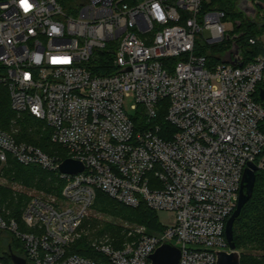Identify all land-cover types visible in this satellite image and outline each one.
<instances>
[{
	"label": "built area",
	"instance_id": "2783aa9c",
	"mask_svg": "<svg viewBox=\"0 0 264 264\" xmlns=\"http://www.w3.org/2000/svg\"><path fill=\"white\" fill-rule=\"evenodd\" d=\"M209 1L32 0L36 10L25 16L13 0H0V87L11 109L45 121L66 158L85 166L62 173L66 158L0 127V165L12 159L63 182L58 196L29 198L21 217L28 231L0 210V264H15L12 255L26 264H151L166 241L181 250L178 264H218L217 252L230 249L226 224L244 172L250 163L264 169V104L256 100L264 54L247 63L242 56L241 66L211 62L210 48L229 33L223 11L203 9ZM156 2L163 22L153 14ZM51 25L60 35L49 34ZM103 53L112 55L113 73L95 71ZM64 55L70 65L49 62ZM163 100L175 128L166 135L155 121ZM98 191L129 207L171 211L173 223L153 235L137 228L120 246L100 239L102 263L75 253Z\"/></svg>",
	"mask_w": 264,
	"mask_h": 264
},
{
	"label": "trees",
	"instance_id": "16d2710c",
	"mask_svg": "<svg viewBox=\"0 0 264 264\" xmlns=\"http://www.w3.org/2000/svg\"><path fill=\"white\" fill-rule=\"evenodd\" d=\"M238 1L210 0L203 4V9L223 11L226 16H230L234 20L235 29L230 35L243 34L237 42L242 49L244 63H247L254 60L252 55L259 50L257 48L259 43L255 45L249 44V38L256 37L252 29L258 22L244 18V15L237 9ZM237 20L241 21L240 27L235 24ZM259 25L264 30V24L259 23ZM231 46L232 40L228 39L223 41L221 45L212 46L210 48L212 54L210 61L216 64L221 63L220 54L227 51ZM95 71L98 74L113 73L115 68H113L112 55L103 53ZM256 100L261 101L258 95L256 96ZM160 106L161 111L155 121L161 126L162 133H165V135L166 133H173L175 128L165 120L167 100H163ZM133 119L138 126L141 125L143 120L138 117ZM0 127L6 130L19 129V133L17 134V141L19 142L36 145L50 155H59L62 158L68 157L67 151L63 146L52 142L51 129L45 121L34 119L28 113L17 114L11 109L9 96L5 87H0ZM261 128L264 131V123H262ZM3 170L5 174L11 175L18 181H23L26 185H36L47 191L57 189L55 186H52V183L56 179L53 178L54 181L49 180L50 174H56L50 171L34 166H20L16 163H12L11 167L10 165L5 166ZM0 194L4 196L2 203L5 204L8 201L7 207L11 209L10 216L2 211L4 216L20 221L23 206L25 205L23 203L25 197H21L19 202L13 199L9 200L11 191L3 187H0ZM93 208L106 216L139 223L145 226L147 233L151 235L161 233L165 228L160 223L157 212L149 208L146 204L143 203L137 208L129 207L111 199L102 191L97 192ZM87 223H89V220L84 222V227ZM104 231H109L113 234V237L116 238L114 241L117 246H120L119 244L127 240L126 235L121 233V229L113 225L105 224L101 232L105 233ZM90 239V237L80 238L73 244L72 251L97 261L102 254L92 246ZM234 242L236 243L237 249L241 252V264H264V169L258 170L252 198L244 206L235 222Z\"/></svg>",
	"mask_w": 264,
	"mask_h": 264
},
{
	"label": "rangeland",
	"instance_id": "374dc122",
	"mask_svg": "<svg viewBox=\"0 0 264 264\" xmlns=\"http://www.w3.org/2000/svg\"><path fill=\"white\" fill-rule=\"evenodd\" d=\"M62 4L65 6V8H67L66 1H63ZM263 14H264V11L260 9L259 13H258V19L261 20L263 18ZM224 21H225V27L228 30L227 32L229 34L234 32V29H235L234 20L230 16H226ZM252 30L254 32V35L257 38H259V42H258L259 44L257 46V48L259 50L257 51V53L252 55L253 58L256 59V58H258L264 54V30H262L259 23L256 26H253ZM206 35L209 36L208 31H206ZM221 44L222 43H220V45ZM216 45H219V44H216ZM248 60H250V59H248ZM1 87H4V86H1ZM124 103H125L127 110L129 111V113L134 114L135 110L132 108V106L134 104L133 96L126 97ZM9 131L12 132L13 135L15 136V138L17 139V134L19 133V129L17 130V128H15V129L9 130ZM12 163H16V164L21 166V164H19L17 161L12 160V159H10V161L7 164L0 165V187L7 188L8 190L11 191V194H10L11 196L9 195V200L13 199V200L19 202V200H21V197H25L23 199V203L25 204L23 206V210H24L29 198L34 194H44V195H51V196L60 195V192H61V189L63 186V182H62V180L59 179V177L57 175H54V174L49 175V178H50L49 180L54 181L53 178L56 179L55 182H53V183L51 182V183H52V186H55V188H57V189H55L54 191H47V190H44V189L37 187L36 185H31V186L26 185L23 183V181L22 182L18 181L16 179H14L11 175L5 174V171L3 170L4 167L7 165H10V167H11ZM3 197H4L3 194H0V210L5 212L6 214H8L10 216L11 209H9L7 207L8 201L5 204L2 203ZM156 212H157L160 223L164 227H168V226L172 225L174 213H172L171 211H165V210H158ZM6 219H12V218H6ZM86 220L87 221L89 220V223H87V225H85V227H84L85 230H84V232L80 238H83V237L89 238L90 237L91 238L90 241H92L93 247H94V244H96L100 241V239H105V238L111 239V241L115 244L114 240L116 238L113 237L112 233H110L109 231H104L105 233L101 232V230L103 229L105 224H110V225H113L114 227L121 229V233L126 235L127 240L137 236L136 229L142 227L141 224L136 223V222H130V221H127V220H124L121 218H114L112 216H106L105 214H102V213L94 210L93 207L90 211V216H88ZM18 222H19L21 230L23 232L28 231V229L24 226V224L22 222V218H20V221H18ZM131 231H133L132 235H130ZM123 243H121V244H123ZM121 244H119V245H121ZM97 261L99 263L105 262L106 257L104 255H101Z\"/></svg>",
	"mask_w": 264,
	"mask_h": 264
},
{
	"label": "water",
	"instance_id": "95a60500",
	"mask_svg": "<svg viewBox=\"0 0 264 264\" xmlns=\"http://www.w3.org/2000/svg\"><path fill=\"white\" fill-rule=\"evenodd\" d=\"M237 9L244 15V18L257 21L259 10L261 9L264 11V1L239 0ZM235 24L240 27L241 21L237 20ZM242 36V33L233 36L230 34L227 35V39L232 40V46L227 51L220 54L222 63H229L234 66L243 65V61L241 60L242 49L237 42ZM259 96L264 104V89H261ZM59 168L62 173L77 174L82 172L85 166L81 161L73 158H66L61 162ZM258 170L257 165L250 163L249 167L246 168L244 172L237 207L226 224V237L230 249L217 252L218 264H241V252L237 249L236 243L234 242V225L244 206L252 198ZM12 259L15 264H26L25 260L18 256L12 255ZM180 259L181 250L170 241H166L151 255V264H178Z\"/></svg>",
	"mask_w": 264,
	"mask_h": 264
},
{
	"label": "clouds",
	"instance_id": "9594fccd",
	"mask_svg": "<svg viewBox=\"0 0 264 264\" xmlns=\"http://www.w3.org/2000/svg\"><path fill=\"white\" fill-rule=\"evenodd\" d=\"M13 3H15V5L20 9V11L27 16L28 14L32 13L33 11L36 10V4H34L32 2V0H13ZM2 7L7 8L8 5H3ZM152 10H153V14L155 16V18L158 21H165L166 17L165 14L163 12V9L161 8V5L156 2L153 3L152 5ZM61 33V29L59 26L57 25H51L50 27V35H60ZM41 60V56L39 54H36L34 57V61L39 63ZM49 62L52 65H70L72 62V57L68 56V55H64L62 57H50ZM23 79L25 82L30 81L31 80V73H24ZM33 111L35 112L36 109L33 108Z\"/></svg>",
	"mask_w": 264,
	"mask_h": 264
}]
</instances>
